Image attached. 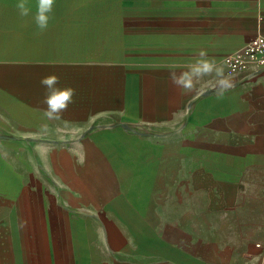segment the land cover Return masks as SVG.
I'll return each instance as SVG.
<instances>
[{
  "label": "crops",
  "instance_id": "crops-1",
  "mask_svg": "<svg viewBox=\"0 0 264 264\" xmlns=\"http://www.w3.org/2000/svg\"><path fill=\"white\" fill-rule=\"evenodd\" d=\"M18 2L0 0V264H264V67L223 62L264 36V0H55L39 35ZM200 50L223 99L169 81ZM50 74L75 90L54 121Z\"/></svg>",
  "mask_w": 264,
  "mask_h": 264
},
{
  "label": "clouds",
  "instance_id": "clouds-1",
  "mask_svg": "<svg viewBox=\"0 0 264 264\" xmlns=\"http://www.w3.org/2000/svg\"><path fill=\"white\" fill-rule=\"evenodd\" d=\"M55 5V0H37L34 14L28 5V0H19L16 8L21 18L32 16V20L39 29V34H43L49 27V20ZM173 70L169 72V81L184 95H190L198 91V85L204 81H211L212 88L218 99H223L225 95L234 88L232 78L225 75L216 61L208 57L206 51L200 50L191 63L174 64ZM175 69H183L176 71ZM45 89L43 103L46 105L44 118L49 121L60 120L64 112L72 104L75 90L71 87H58L60 79L55 74L45 76L40 81ZM46 128L47 125H42Z\"/></svg>",
  "mask_w": 264,
  "mask_h": 264
},
{
  "label": "built area",
  "instance_id": "built-area-1",
  "mask_svg": "<svg viewBox=\"0 0 264 264\" xmlns=\"http://www.w3.org/2000/svg\"><path fill=\"white\" fill-rule=\"evenodd\" d=\"M223 62L230 73L243 71L250 65L264 67V36L250 38L244 47L226 56Z\"/></svg>",
  "mask_w": 264,
  "mask_h": 264
}]
</instances>
